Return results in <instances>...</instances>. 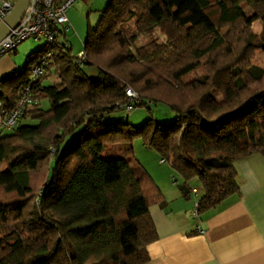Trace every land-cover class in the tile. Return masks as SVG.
<instances>
[{
    "label": "trees",
    "instance_id": "trees-1",
    "mask_svg": "<svg viewBox=\"0 0 264 264\" xmlns=\"http://www.w3.org/2000/svg\"><path fill=\"white\" fill-rule=\"evenodd\" d=\"M255 21L264 29V0H109L88 28L83 67L67 45H46L1 79L2 109L12 111L31 67L53 51L39 105L0 135V264L147 263L158 239L150 209L162 193L134 156L136 139L185 183L198 180V216L236 194L235 164L264 155V69L252 64L264 39ZM155 31L165 43L136 45ZM87 67L97 70L93 80ZM162 84L169 95L159 94ZM127 88L140 106L166 105L175 120L104 121L125 109Z\"/></svg>",
    "mask_w": 264,
    "mask_h": 264
},
{
    "label": "crops",
    "instance_id": "crops-1",
    "mask_svg": "<svg viewBox=\"0 0 264 264\" xmlns=\"http://www.w3.org/2000/svg\"><path fill=\"white\" fill-rule=\"evenodd\" d=\"M3 69L11 74L22 70L8 63ZM160 161L151 157L150 164L142 162L162 193V200L150 209L158 239L147 247L145 264H264L263 154L237 162L238 192L197 219L193 211L203 194L200 183H185Z\"/></svg>",
    "mask_w": 264,
    "mask_h": 264
},
{
    "label": "rangeland",
    "instance_id": "rangeland-1",
    "mask_svg": "<svg viewBox=\"0 0 264 264\" xmlns=\"http://www.w3.org/2000/svg\"><path fill=\"white\" fill-rule=\"evenodd\" d=\"M109 0H77L74 6L68 11L67 16L69 20L70 30L67 34V39H65L68 48L71 51V55L77 57V55L84 50V40L86 38L89 26L94 28L97 26V23L100 18V12L103 11ZM124 34L128 39L135 34V28L132 22L127 23L124 26ZM253 32L260 38L264 39V29L261 21H255L252 24ZM137 46H148L151 43L163 44L165 43V38L162 37L157 31L152 34H138L136 36ZM152 45V44H151ZM46 46L45 40L34 41L33 39H29L22 44H20L16 53L12 52L6 54L0 58V68L7 63L10 66L15 67V70H20L26 63L27 56L31 53L37 52ZM252 64L264 69V54L260 50L254 52V57L252 59ZM12 71H8V69L0 70V80L4 78L5 74H11ZM84 72L86 75L93 80L97 75V70L95 68H84ZM203 73L202 69H198V71L190 76L185 77L184 82L187 83L189 80L195 79L197 75H201ZM54 78H49L46 80L45 85H51ZM165 84V83H164ZM161 85V91L159 94L161 95H169L171 91L170 89H166V86ZM131 89V88H127ZM126 89V90H127ZM166 89V90H165ZM139 100L137 93L131 89ZM214 97L217 100H220V96L214 94ZM41 106L44 109H47L49 103L47 100H43ZM175 113L166 105L158 104L151 105L149 108L147 106H140L133 110L131 113H128L124 110H116L113 113L107 114L104 117V121H115L119 118H123L124 121L128 122L131 126L135 128L141 127L144 122L149 119H153L156 123L159 124H169L175 120ZM35 122L31 120H24L23 125H34ZM8 134V132L0 131V135ZM134 148V156L136 160L142 165L150 164V158L153 159L159 158L158 154L143 145L142 141L136 139L133 142ZM143 162V163H142ZM146 168V167H144ZM175 175V174H174ZM177 177V175H175ZM198 180H193L190 185H196Z\"/></svg>",
    "mask_w": 264,
    "mask_h": 264
},
{
    "label": "built area",
    "instance_id": "built-area-1",
    "mask_svg": "<svg viewBox=\"0 0 264 264\" xmlns=\"http://www.w3.org/2000/svg\"><path fill=\"white\" fill-rule=\"evenodd\" d=\"M17 0H0V23L3 22L14 10ZM77 0H29L27 10L18 24L0 42V58L6 54L16 51L23 42L33 39L34 41L45 40L46 45L53 44L67 45L66 34L70 30L67 13L74 6ZM53 51L49 49L36 64L31 67L27 85L18 93L15 108L12 111L2 109L0 103V131L9 132L18 126L20 118L30 113L39 105L36 99L40 91V80L45 76L49 66V60ZM77 65L83 67L86 61V54L81 51L74 57ZM128 104L125 110L131 113L141 102L131 89L125 90ZM160 163H164L163 160ZM171 180L175 182V177ZM193 217L198 218L197 202L194 205ZM198 233L203 234L202 230Z\"/></svg>",
    "mask_w": 264,
    "mask_h": 264
},
{
    "label": "water",
    "instance_id": "water-1",
    "mask_svg": "<svg viewBox=\"0 0 264 264\" xmlns=\"http://www.w3.org/2000/svg\"><path fill=\"white\" fill-rule=\"evenodd\" d=\"M28 3L29 0H17L12 13L0 23V42L18 26L27 10Z\"/></svg>",
    "mask_w": 264,
    "mask_h": 264
}]
</instances>
